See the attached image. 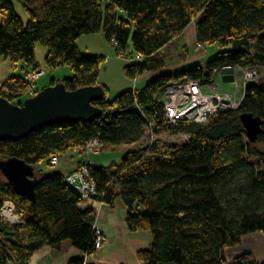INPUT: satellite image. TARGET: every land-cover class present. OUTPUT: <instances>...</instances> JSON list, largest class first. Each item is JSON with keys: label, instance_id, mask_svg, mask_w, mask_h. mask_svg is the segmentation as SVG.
<instances>
[{"label": "trees", "instance_id": "16d2710c", "mask_svg": "<svg viewBox=\"0 0 264 264\" xmlns=\"http://www.w3.org/2000/svg\"><path fill=\"white\" fill-rule=\"evenodd\" d=\"M14 3L21 5L26 21ZM193 22L197 44L217 46L220 52L207 67L194 61L179 72L163 71L168 65L160 51ZM101 33L118 54L137 61L126 66V73L137 78L160 73L112 101L104 88L105 98L96 103L103 115L95 122L0 141V163L23 161L36 183L31 199L17 193L0 169V209L5 200L12 201L22 216L19 225L0 221V264H30L45 248L52 258L76 249L83 257L68 264H88L97 253L98 213L66 180L88 158L95 163L90 170L98 190L94 200L107 207L122 200L129 231L152 237L150 245L138 249V264H264L250 260L248 253L228 262L225 252L245 236L264 233V151L259 148L264 145V81L246 87L238 109L221 110L205 125H170L161 102L173 81L215 80L227 66L257 69L264 64V0H0V58L21 69L0 83V97L15 105L30 97L28 75L39 69L37 45L47 50L49 68L74 70L71 79L60 81L67 90L100 85L104 59L82 55L78 41ZM244 113L262 119L256 143L246 139ZM148 127L158 134L186 133L189 139L167 151L160 141L130 148ZM96 139L105 145L101 154L85 156L78 150ZM119 145L130 150L118 164L99 166L93 160ZM77 152L78 166L68 175L37 168L44 161L51 166L57 155L62 160ZM91 264L120 263L101 259Z\"/></svg>", "mask_w": 264, "mask_h": 264}, {"label": "rangeland", "instance_id": "374dc122", "mask_svg": "<svg viewBox=\"0 0 264 264\" xmlns=\"http://www.w3.org/2000/svg\"><path fill=\"white\" fill-rule=\"evenodd\" d=\"M191 31L192 30L185 31L183 34H181V36L172 40L169 46L165 47L160 51L161 56H164L165 59L167 60V65L168 68L170 69L169 71H171L174 68H178L175 69L174 71L179 72L184 68H189L193 66L194 65L193 63L188 62L190 61V58H192L190 57V55L201 58L196 63L201 64L203 67H207L209 62L213 60L220 52L217 46L207 45L202 47L198 45L196 41V33L194 32V30L193 32ZM78 46L80 49V53L82 55L97 56L104 59L101 65L102 71L100 73L99 83L101 86H103L108 90V100L110 101L115 100L118 95L126 92L127 90L143 88L146 85V83L145 81H142L140 78L149 77V75L160 73V72L158 73L152 72L146 74L145 76L144 75L138 76V78L132 77L131 75L126 73V66L131 64L135 65L137 64V61L135 60L134 57L133 58L130 56L128 57V55L127 57L120 56L117 52L116 46L108 42L105 34L102 33L81 37V39L78 41ZM38 52L39 50L37 49L36 59L38 57ZM37 63L39 70L45 71V73L42 76H40L37 81L38 82L37 86L39 87V91L48 88L53 84V82H56L57 84L60 83V81H64V79H71L75 75L74 70L67 65L60 66V68L57 69L49 68V66H47L46 63V56H43L41 60L37 59ZM246 71L248 72L249 70L235 71L236 80L234 82H227V83H224L221 74H218L215 79V82H217L219 85V92L221 94H230L234 96L238 95V98L241 99L244 96L243 94L245 89V84H244L245 80L243 74L245 75ZM254 73L255 74L257 73V80H258L257 82L258 83L263 82L264 64L260 63L257 69H255ZM238 82L239 84H241V88L239 89V92L237 94L236 92H237ZM150 128L148 127L146 129V134L142 138L141 142L130 148H141L142 145L147 147L152 145L153 141H160L161 143H163V147L167 151L172 149L174 146L185 145V143H187V140L189 139V136L186 133L172 135L169 132H163L158 134L152 131ZM130 148L124 145H119L118 147H114L113 150H110V148L108 147V149H105L102 155L93 158V160L96 161V163H98L99 166L108 167L109 165L112 164H118L122 160L124 155L130 150ZM259 148L264 151V145L260 146ZM75 157L81 158V155L79 153H76ZM72 161L73 159L69 158L68 156H63L62 160H60V162L56 165L52 164L51 162V166H50L46 161H44L40 165H38L37 168L39 170H44L45 173L53 174L54 172H59L62 173L63 175L64 174L68 175L70 171L73 170ZM260 162L261 161H259V163ZM262 162L264 163V159L262 160ZM0 178L4 179L1 172H0ZM96 203L97 202H91V204H93L95 208H96ZM13 205L15 204L13 203ZM97 213L101 214L100 210H97ZM103 235L105 236V234ZM242 240L243 241L241 243L236 244L234 245V247L225 250L227 261L230 262L234 260L236 257L248 253L250 260H255V261L258 260L260 262H264V233L258 232L256 234L245 236ZM106 242H107V238L105 236V242L103 245L104 247Z\"/></svg>", "mask_w": 264, "mask_h": 264}, {"label": "water", "instance_id": "95a60500", "mask_svg": "<svg viewBox=\"0 0 264 264\" xmlns=\"http://www.w3.org/2000/svg\"><path fill=\"white\" fill-rule=\"evenodd\" d=\"M221 74L224 83L236 80L233 67H227ZM253 83L250 81L247 87ZM105 93L101 85L69 91L60 82L39 91L38 95L29 97L23 104L15 105L0 97V141L18 142L32 133L53 126L95 122L103 115L102 109L96 103L105 98ZM240 117L247 139L250 143H256L263 133L262 119L248 113ZM0 169L17 193L33 198L32 192L36 183L30 179L34 174L31 167L21 160L10 159L1 162Z\"/></svg>", "mask_w": 264, "mask_h": 264}, {"label": "built area", "instance_id": "2783aa9c", "mask_svg": "<svg viewBox=\"0 0 264 264\" xmlns=\"http://www.w3.org/2000/svg\"><path fill=\"white\" fill-rule=\"evenodd\" d=\"M136 59H141V56L137 55ZM227 67L223 68L221 71L227 69ZM234 69L235 71L249 70L248 72L246 71L245 75L243 74L245 89L247 83L250 81L258 84L257 73H254V68ZM30 71L28 75V81L30 82L28 93L30 97H34L38 95L35 89L37 81L45 71L39 69L35 71L31 69ZM237 84L236 93L238 94L241 84H239V82ZM162 98L161 102L163 103V109H165V118L170 125L184 122L205 125L211 120L210 118L216 116L221 110L238 109L244 96L239 99L238 95L221 94L219 92L218 83L212 78L205 81L195 79L173 81L165 90ZM104 148L105 145L96 139L87 142L85 147L78 150L84 152L85 156H89L101 154ZM59 162L60 158L58 155L52 158V164L56 165ZM94 166L95 163L88 158L79 170L69 174L66 179L75 191H78L82 196L88 198V205L91 204V202H97L94 198L97 196L98 190L96 189L94 180L90 177L91 167ZM2 205L0 209V221L2 223L8 224L9 226L22 223V216L17 212V207L13 205L12 201H5ZM94 230L97 235L94 246L96 251H100L104 247L105 236L98 224L94 226Z\"/></svg>", "mask_w": 264, "mask_h": 264}, {"label": "crops", "instance_id": "0c3cea01", "mask_svg": "<svg viewBox=\"0 0 264 264\" xmlns=\"http://www.w3.org/2000/svg\"><path fill=\"white\" fill-rule=\"evenodd\" d=\"M17 12L21 15L22 19L26 21L27 15L23 11L21 5L14 3ZM196 22H193L186 31L196 33ZM195 43V42H194ZM193 43V44H194ZM36 48L38 52V60H41L43 56L47 57V50L40 45ZM189 50V49H188ZM195 55V54H193ZM190 63L198 62L201 58L197 56L190 55ZM170 69H164L163 71H169ZM21 72V69L15 68L11 61L0 58V83L5 84V82L14 78L17 74ZM156 74L149 75V77L140 78L142 81H147L149 78ZM39 89V87H38ZM73 159V170L77 167V163L80 158L75 157ZM72 169V168H71ZM93 205V204H92ZM94 206V205H93ZM97 210H100L101 214L98 213V218L96 224L103 231L107 238L105 247L91 255L87 258V263H95L101 259L108 261H114L120 264H138V257L136 255L138 249L144 248L150 245L152 237L147 232H133L131 233L125 222L127 211L122 200H119L114 207H107L103 203H96ZM115 219V220H114ZM109 220V221H108ZM83 254L76 249H71L67 254L59 256L57 258H52L50 255V248H45L44 250L35 253L31 257L30 264H68L71 260L82 258ZM95 258V259H94Z\"/></svg>", "mask_w": 264, "mask_h": 264}, {"label": "bare ground", "instance_id": "6f19581e", "mask_svg": "<svg viewBox=\"0 0 264 264\" xmlns=\"http://www.w3.org/2000/svg\"><path fill=\"white\" fill-rule=\"evenodd\" d=\"M12 209H13V207H12Z\"/></svg>", "mask_w": 264, "mask_h": 264}]
</instances>
